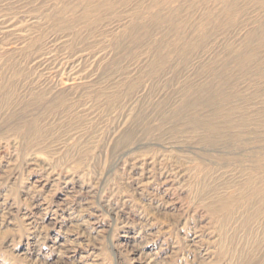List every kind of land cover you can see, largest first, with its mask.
I'll use <instances>...</instances> for the list:
<instances>
[{"label":"rangeland","instance_id":"374dc122","mask_svg":"<svg viewBox=\"0 0 264 264\" xmlns=\"http://www.w3.org/2000/svg\"><path fill=\"white\" fill-rule=\"evenodd\" d=\"M0 264H264V0H0Z\"/></svg>","mask_w":264,"mask_h":264}]
</instances>
